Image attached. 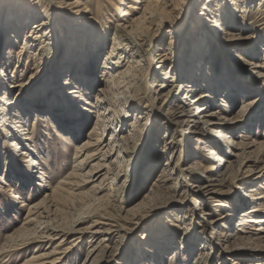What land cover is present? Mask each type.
I'll use <instances>...</instances> for the list:
<instances>
[{
  "label": "rangeland",
  "instance_id": "374dc122",
  "mask_svg": "<svg viewBox=\"0 0 264 264\" xmlns=\"http://www.w3.org/2000/svg\"><path fill=\"white\" fill-rule=\"evenodd\" d=\"M65 1L77 2V0ZM216 1L223 0H210L208 4H203L204 6L202 0H180L179 9L173 13L169 23L154 33L149 43V67L146 68V81L150 91L147 92L146 88V92L144 91V94L142 92L136 102L135 111L127 114V126L119 132L120 136H127L131 133V125L134 123L135 132L125 147L122 163L114 167L122 173L114 187L110 189L111 175L99 185L102 176H98L105 173V170H100L94 172L90 178L87 176L84 184H81V188L75 191L73 196L47 204L46 207H51L46 208L48 211L43 213L44 219L41 220L49 221L51 225L64 230H78V234L72 235L80 238L76 242L30 241L43 245L40 244L38 250L30 249L32 246H28L22 249L23 251L17 250L6 257L0 254V264H21L35 251L65 252L58 264H83L91 247L98 242L101 261L99 259L95 264H264V230H256L258 227L264 229V176L253 179L254 175L252 176L251 173H239L240 167L233 159L230 164L220 163L218 159L227 160L223 157L225 156L222 152L225 151L223 146L218 144L215 147L201 140L191 141L189 136L180 137L182 134L179 136L174 125L164 122L158 108L162 100L171 99L169 90L179 79L178 57L182 55L185 47L189 46L187 43L193 39L191 37L195 34L200 16L207 5L213 9ZM245 1L248 11L246 14L241 13L243 5L240 4L237 10L233 11L229 9L228 0H224L225 9L228 8L227 11H230L226 14L227 21L232 25L224 30V37H239L256 45L259 42L264 43V0ZM78 2L80 5L83 4L80 0ZM83 5L87 11L75 15L74 19L86 23L94 21L95 16L98 15L95 1L90 0L88 4ZM2 9H0V21L4 16ZM64 10L62 8L61 15H57L61 20L65 19ZM106 10L110 12L108 7ZM113 15L115 17V14ZM113 21L110 17V26ZM239 43L235 42V45ZM109 45L108 41L107 47ZM259 47L255 56L249 57L255 62L264 61V52L259 50ZM12 51L15 52L11 54L8 52L12 55L8 58L11 64L9 68H5L8 72L0 75V84L6 83L9 79L7 76L15 75L21 79L22 84L28 85L27 91L23 94L27 97L32 96L36 93L39 84L32 85L30 82L35 73L41 71H37V68L41 67L45 70L49 65L53 51L49 53V50H46L32 56L22 55L26 60L24 69H19L17 66L19 57L17 56V60L14 57L17 49ZM164 51L168 56L167 60L165 63H159L160 53ZM208 51L211 55L205 60L206 72L208 71L209 76L214 78L215 74L219 73L223 55L227 50L223 46L217 49L212 47ZM4 67L0 65V70ZM230 68L224 66L221 74L225 75ZM232 70L234 69L231 68ZM248 78L244 86L237 84L232 96L227 95L228 84L225 82L218 92L212 109L226 108L224 115L227 119L232 121L235 118L239 119L237 126L227 130L229 131L227 137L232 135V138L239 142V137L242 135L240 138L242 142H251L252 139L257 143L264 142V83L251 76ZM95 89L92 90L89 100H93ZM20 90L21 88L17 93H20ZM242 91L245 93L244 99H242ZM183 94L180 92L174 103L181 102ZM245 100L248 103H245L246 106L244 104L243 108ZM35 102L41 103L39 106L48 105L47 97ZM9 104L0 101L2 110H10V115L6 111L8 119L15 117L12 114L18 112V108H9ZM145 105L149 110L143 108ZM38 109H41L38 110L39 115L29 114L26 125H23L22 131L29 139L21 141L23 136L18 135V140L14 141L18 149L15 150L11 146L7 136V131L11 132L13 122L18 119H12L6 129L0 128V189L2 190L0 192V253L7 245L8 238L26 226L30 218L27 207L44 199V195L49 192L48 187L55 188L63 181L70 180L76 160L79 159L75 156L76 150L87 140V135L96 124L95 120L91 121L92 118L86 115L81 118L87 122L81 119L76 129L72 127V121L69 119L62 120L61 122H65L66 130L60 127L62 134H59L51 121L43 123L40 114L46 111L45 107ZM61 110V106L53 109L55 112ZM229 123L228 128L233 125V122ZM173 138L180 140L178 147H171ZM245 138L249 140L245 141ZM253 149L248 151L247 156L252 158L260 152L259 155L264 160V149L260 150L259 147ZM205 150H213L215 156L206 157ZM21 152L27 154L21 155ZM98 154L97 146L85 150L82 158L85 155H89L90 158L86 160L84 173L91 170V166L102 164ZM31 160L36 164L32 165ZM168 163L170 166H166ZM175 164L178 169L183 170H191L199 164L202 169L209 172L208 174H218L219 182L211 193L199 191L193 186L200 183L201 173L197 172V169L188 173L186 171V176L179 180L174 172L170 173L171 170L164 171L168 167L173 168ZM218 167H222L220 173L213 170ZM245 195L252 199L243 198ZM194 202L197 208L193 205ZM21 204L25 206L21 207ZM202 212H207V215ZM240 216H246L254 222L248 221L243 224L240 222ZM257 219L261 222H255ZM102 223L114 224L118 228L114 227L115 231L104 235H91L92 230L102 232L107 228ZM36 224L30 226L31 230L36 228ZM39 232L43 231L39 230ZM107 258L111 259L105 261Z\"/></svg>",
  "mask_w": 264,
  "mask_h": 264
},
{
  "label": "bare ground",
  "instance_id": "6f19581e",
  "mask_svg": "<svg viewBox=\"0 0 264 264\" xmlns=\"http://www.w3.org/2000/svg\"><path fill=\"white\" fill-rule=\"evenodd\" d=\"M78 1L69 3L65 0H0V9L4 10V16L0 21V65L5 66L0 70V75L8 72L6 69L11 64L8 58L12 57L10 54L15 52L12 51L15 48L17 52L14 57L15 59L17 56L19 57L17 58L19 69H24V62H26L22 55L32 56L43 53V51L46 52V50H49V53L53 51L51 56L49 55V65L45 70L41 67L37 68V71H41L35 73L32 82H30L32 85L39 84L38 87L36 86L38 88L36 93H33L32 96L27 97L26 94H23L27 91L28 85L22 84L21 79L15 75L7 76L9 79L6 83L0 84V101L7 105L11 103L9 108H18V112L12 114L15 117L10 119L6 118V115H10V110L0 108V128L6 129L5 127L12 119H18L13 122L11 132L7 131L8 134L6 133L11 146L15 150L18 149L17 143L14 142L18 140V135L23 136L21 141L29 139L22 131L23 125L27 123L29 114L39 115L37 113L41 109L38 108L45 107L46 111L40 114L43 123L51 121L52 126L57 128L59 134H62L60 127L62 130H66L65 122H61L62 120L72 121V127L75 129L79 126L78 121L80 122L81 117L85 115L92 118L91 121L95 120L94 123H96L87 135V140L76 150L75 156L79 159L76 160L70 180L63 181L55 188L48 187L49 192L44 195V199L27 207L26 210L30 217L27 224L31 223L26 224L21 231L8 238L7 245L0 253L2 256L4 255L3 257L9 256L17 250L23 251L22 249L28 248V246H32L30 249L38 250L40 244L43 245L30 241L76 242L80 238V236L72 235L73 233L78 234V230H64L61 227L53 226L49 221H42L41 219H44L42 215L51 207H46L48 203H56L66 197L73 196L75 191L81 188V184H84V179L87 176L90 178L94 172L105 170V173L98 176H102L99 185L107 179L108 175H111L110 189L114 187L115 182L122 174L114 167L122 163L123 154L126 152L125 147L135 132L134 123L131 125V133L127 136H120L119 132H122L127 126V114L135 111L139 96L142 92L143 94L144 91L146 92V88L147 92L149 90L146 81V68L149 67V43L154 33L169 23L180 4V0H94L98 15L95 16L94 21L86 23L82 20H75L74 16L86 12L87 9L83 4H88L90 0H80L83 6ZM208 2L210 0L207 2L202 0V5H206ZM228 2L230 3L229 9L236 11L241 4V6L243 5L241 13L248 12L245 0H228ZM215 4L213 9L207 5L201 14L199 25L191 37L193 39L187 43L189 46L185 47V50L182 49L184 52L182 51V55L178 57L180 59L177 70L179 79L173 83L169 90L171 99L162 100V104L158 108L164 122L174 125L179 136L182 134L180 137L189 136L191 141L201 140L215 145V147L218 144L223 146V150H225L222 151L225 155L223 157L227 160L218 159V161L230 164L232 163L230 161L234 160L240 167L239 173H251L255 179L264 176V160L259 155L260 152L252 158L247 154L250 149H256V147H259L260 150L264 149V142L257 143L255 139H252L251 142H242L240 140L242 135L239 137V142H236L232 135L227 137L226 134L229 132L227 130L237 126L239 119L235 118L234 121L227 119L224 115V112L227 111L226 108L213 110L212 106L215 105L218 92L225 82L228 84L227 95L231 96L237 84L244 86L250 76L264 83V61L255 62L249 58L255 56L259 45L262 46L259 47V50L264 52V43L259 42L256 45L239 37H224V30L232 26L226 16L230 11H227L228 8L225 9L224 0ZM80 6L81 8H79ZM107 7L110 12L106 10ZM62 8L65 9L63 11L65 19L63 20L57 16L62 13ZM110 17L114 20L111 26ZM199 33H201V37H199ZM108 41L110 42L109 47H107ZM235 42L240 43L235 45ZM223 46L227 52L223 55V59L221 58L219 73L212 78L208 71L206 72L205 60L211 55L208 49L212 47L217 49ZM167 57L165 51L160 53L158 62L165 63ZM20 63H22L21 66ZM224 66H230L234 70L231 71L230 68L225 75H222ZM155 68L160 69V67ZM40 77L41 79H39ZM20 88L21 92L17 93ZM93 89H95L93 100H89ZM180 92L184 94L181 102L176 104L174 102L178 99ZM241 93L242 99H244L245 93L243 91ZM46 97L48 105L39 106L41 103L35 102L40 98L44 100ZM245 103L248 101L243 102V108L246 106ZM36 104H38L37 108H35ZM60 106L62 107L61 111H53ZM143 108L149 110L147 105ZM229 122H233V125L228 128ZM45 126L48 127V125ZM248 140L249 138H245V141ZM179 141V139L173 138L171 147H178ZM93 146H97L99 160L102 161V164L97 163L91 166V170L84 173L86 160L90 157L85 155L82 158V155L86 149ZM213 150H205V156H215ZM25 154L27 153L21 152V155ZM31 164L35 165L36 162L31 160ZM196 165L191 170H183L178 169L175 164L173 168L168 167L164 171L171 170L170 173L174 172L177 175L176 178L182 180L186 176V171L188 173V171L197 169V172L202 176L199 178L200 183L193 187L199 191L211 193L213 187L217 186L216 184L219 182V175L208 174L209 172L202 169L201 165ZM166 166H170V164L168 163ZM221 168L213 170L220 173ZM246 168L248 169L246 170ZM0 192H2L1 189ZM243 198L252 199L247 195ZM92 205L96 204L92 203ZM193 205L197 208L195 202ZM24 206L25 204H21V207ZM203 214L207 215V212ZM240 217V222L243 224L248 221L254 222L246 216ZM255 222L260 223L261 221L257 219ZM32 224H36L35 229L37 230H31ZM102 224L107 228L102 232L92 230L91 235H104L115 231L113 230L116 227L114 224ZM39 230L43 232H39ZM256 230L264 229L258 227ZM72 245L73 243H71ZM98 248H100L99 242L91 247L83 264L99 262L101 250ZM64 253L35 251L21 264H58ZM110 259L107 258L105 261Z\"/></svg>",
  "mask_w": 264,
  "mask_h": 264
}]
</instances>
